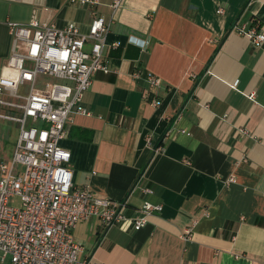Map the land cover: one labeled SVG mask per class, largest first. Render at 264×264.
<instances>
[{"label":"crops","instance_id":"0c3cea01","mask_svg":"<svg viewBox=\"0 0 264 264\" xmlns=\"http://www.w3.org/2000/svg\"><path fill=\"white\" fill-rule=\"evenodd\" d=\"M95 15L110 24L108 70L94 74L79 103L86 113L73 112L61 144L75 186L128 207L107 229L98 217L77 223L80 257L264 264V43L233 28L264 31V0H123L117 9L112 0H0V71L11 54L10 21L75 22L88 33ZM0 137V162L9 161L18 137ZM145 201L162 209L136 229Z\"/></svg>","mask_w":264,"mask_h":264},{"label":"built area","instance_id":"2783aa9c","mask_svg":"<svg viewBox=\"0 0 264 264\" xmlns=\"http://www.w3.org/2000/svg\"><path fill=\"white\" fill-rule=\"evenodd\" d=\"M122 2L112 0V6L117 9ZM9 27L12 46L0 71V119L17 122L19 135L11 159L0 162L1 261L99 264L91 257H80L83 247L73 230L80 220L90 217H98L106 229L125 220L128 200L97 196L88 187L75 186L72 154L61 140L73 112L86 113L79 103L94 74L108 70L103 49L110 24L95 15L88 33L81 32L75 22L58 27L38 20L28 24L10 21ZM233 28L256 46L264 43V31L257 26L236 23ZM141 75L140 70L133 72L135 78ZM145 78L151 88L160 87L155 74L147 73ZM22 86L27 92H21ZM15 196L20 197V205L11 202ZM161 209L162 204L145 201L133 218L135 228L144 226L148 215Z\"/></svg>","mask_w":264,"mask_h":264},{"label":"rangeland","instance_id":"374dc122","mask_svg":"<svg viewBox=\"0 0 264 264\" xmlns=\"http://www.w3.org/2000/svg\"><path fill=\"white\" fill-rule=\"evenodd\" d=\"M27 87L26 86H22L21 87V92H27ZM17 125L12 124L9 121H2L0 124V133L1 136L6 137V139L9 142H12L16 139V137H18V133L19 131ZM1 138V137H0ZM11 143H8V146H10ZM11 202L15 205H20L21 204V200L20 197L16 196L14 198L11 199Z\"/></svg>","mask_w":264,"mask_h":264}]
</instances>
